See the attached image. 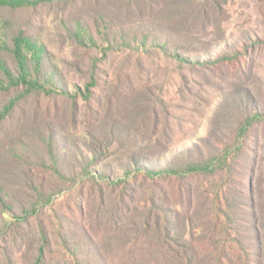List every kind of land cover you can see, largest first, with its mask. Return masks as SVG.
<instances>
[{"label": "trees", "instance_id": "trees-1", "mask_svg": "<svg viewBox=\"0 0 264 264\" xmlns=\"http://www.w3.org/2000/svg\"><path fill=\"white\" fill-rule=\"evenodd\" d=\"M82 1L0 0V241L17 229L24 215L44 214L46 205L59 189L82 186L90 181L104 191L121 187L116 197L118 207L112 214L114 220L123 215L134 217L141 228L139 233L155 235L157 246L165 250L171 262L195 264L188 254L190 247L200 248L194 242L192 225L201 213L191 179L218 175L224 186L216 198L212 238L217 244L224 238L222 245L229 249L230 264H235L238 256L236 242L247 254L245 264H264V215L261 195L253 183L260 156L259 125L264 122L261 121L264 112L256 105L247 107L251 98L248 90L245 95L226 94L218 103L207 134L197 140L185 138L193 140L192 145L181 149L179 146L170 148L161 141L164 136L170 140L171 132L163 121H152L147 127H139L134 121H79V118L76 121L83 108L81 103L76 100L73 107L63 106L73 93L57 77L56 55L51 45L31 30L32 23L22 21L21 12L30 7L61 5L62 11L68 13L69 7L73 9ZM106 1H102L106 8L120 12L118 20L122 25L107 41H111L112 36L136 43L145 40L141 45L151 43L171 55L170 48L177 44L173 35L175 28L162 25L156 15L160 13V21H171L179 10L193 6L197 0ZM213 9L214 6L205 4L204 15H211ZM63 20L67 34L85 43L87 28L80 21ZM127 25H130L129 30ZM88 31L92 33L91 29ZM89 40L96 45V37L90 35ZM230 54L223 50L206 63H224L232 58ZM175 56L186 64L197 61L177 53ZM52 100L59 106L56 111ZM159 100L164 103L162 97ZM64 110L74 121H62ZM154 113L159 116V112ZM219 117L230 121H216ZM141 133L145 136H140ZM144 141L147 146L133 149ZM163 152L170 155L165 162L150 159L162 157ZM131 179L133 185H130ZM141 179L147 190L146 204L141 209L131 208L128 199L136 201L137 184ZM164 182L177 185L166 186ZM167 188L172 193L168 194ZM105 198V194H101L99 201L105 203ZM81 210L83 212L84 208ZM105 214L103 207L100 216ZM60 216L56 223H60L61 218L71 220L66 212ZM38 220L42 241L33 264H42L48 245L45 232L49 229L48 221ZM63 225H56L54 230L64 232L62 237L68 252L72 246L73 264H90L88 256L101 257L87 245L84 248L71 245L73 238L88 239L92 243L86 225L79 224L73 234ZM177 228L182 232L175 235ZM233 229L239 233L231 231Z\"/></svg>", "mask_w": 264, "mask_h": 264}, {"label": "rangeland", "instance_id": "rangeland-1", "mask_svg": "<svg viewBox=\"0 0 264 264\" xmlns=\"http://www.w3.org/2000/svg\"><path fill=\"white\" fill-rule=\"evenodd\" d=\"M102 1L83 0L77 7H69L71 11L68 13L62 11L61 5L30 7L21 12L22 21L32 23L31 30L51 45L56 55L57 77L73 93L63 106L73 107L76 100L81 103L83 108L76 121L78 118L79 121H134L139 127H147L152 121H163L165 127H170L171 141L165 136L161 141L170 148L179 146L181 149L207 134L218 103L226 94L245 95V90L246 93L248 90L251 98L246 103L247 107L256 105L264 112V0H197L193 6L179 10L171 21L158 20L161 15L157 14L156 19L162 25L175 28L173 35L177 44L170 48L174 56L151 43L141 45L145 40L136 43L128 38L112 36V40L107 41L110 34L122 27L118 20L121 15L113 8H106ZM205 4L214 6L211 15H204ZM63 18H69L72 23L80 21L87 28L84 31L85 43L73 40L67 34ZM127 27L129 30L130 25ZM90 35L97 38L96 45L90 42ZM223 50L230 52L232 58L224 63H206ZM176 53L197 61L191 64L180 62ZM202 60V64L196 63ZM159 97L164 99V103ZM51 105L55 111L58 110L59 106L53 100ZM154 111L159 112L158 117ZM73 119L64 110L62 121ZM216 121L230 120L219 117ZM259 129L260 156L253 183L261 195V212L264 215V122ZM140 136H145V133ZM187 137L193 140H184ZM147 145L145 141L140 142L133 149ZM161 154L162 157L150 159L157 163L170 158L166 152ZM191 180L195 202L200 204L201 217L195 218L192 225L194 242L200 248L190 247L192 250L188 256L195 264H230L229 249L222 245L224 238L219 244L212 238L216 198L223 191L224 184L218 175ZM131 182L132 179L130 185H133ZM174 184L164 182L166 186ZM137 187L136 201L128 200L131 208L141 209L147 196L143 179ZM120 188L111 187L104 191L86 181L82 186L77 184L59 189L46 205L44 214L24 215L17 229L0 241V264L35 262L42 241L38 219H46L49 225L45 230L48 245L44 249L42 264H68V261L73 264L72 246L68 252L62 237L64 232L54 230L59 224L60 227L67 225L72 234L78 231L79 224L88 227L92 243L88 239L80 241L73 238L71 245H81V248L87 245L101 255L95 259L88 256L90 264H175L169 260L165 250L157 246L155 235L139 233L141 228L134 217L123 215L114 220L112 214L118 207L116 197ZM165 191L172 193L168 188ZM101 194H105V203L99 201ZM103 207L106 214L100 216ZM62 212L68 213L71 220L66 219V222L61 218V222L56 223ZM231 231L239 233L234 229ZM181 232L182 229L177 228L174 233ZM235 247L238 255L235 264L247 263L243 246L236 242Z\"/></svg>", "mask_w": 264, "mask_h": 264}]
</instances>
